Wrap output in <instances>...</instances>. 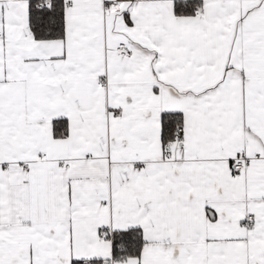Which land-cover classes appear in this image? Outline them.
Masks as SVG:
<instances>
[{"label":"snow or ice","instance_id":"1","mask_svg":"<svg viewBox=\"0 0 264 264\" xmlns=\"http://www.w3.org/2000/svg\"><path fill=\"white\" fill-rule=\"evenodd\" d=\"M0 264H264V0H0Z\"/></svg>","mask_w":264,"mask_h":264}]
</instances>
